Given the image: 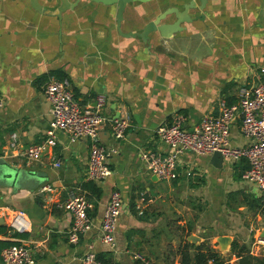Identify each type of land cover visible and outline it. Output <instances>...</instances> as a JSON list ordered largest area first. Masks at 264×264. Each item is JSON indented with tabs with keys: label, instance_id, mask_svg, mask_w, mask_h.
Masks as SVG:
<instances>
[{
	"label": "crops",
	"instance_id": "crops-1",
	"mask_svg": "<svg viewBox=\"0 0 264 264\" xmlns=\"http://www.w3.org/2000/svg\"><path fill=\"white\" fill-rule=\"evenodd\" d=\"M224 9L189 11L192 22L176 28L180 33L168 20L159 43L158 33L136 37L149 14L138 13L132 24L127 11L116 24L114 11H80V0H0V242L27 245L34 264H80L88 249L105 264H180L185 244L192 246L190 257L198 244L216 253V263L206 264H264V249L249 253L264 228V206L258 190L241 179L244 161L223 160L214 169L207 155L182 152L176 179L160 181L140 158L169 154L155 131L174 117L189 131L215 116L219 101L236 104L241 87L264 81V0H242L240 11L227 2ZM50 78L67 79L81 107L101 99L104 116L128 117L123 139L113 140L108 125L98 133L100 144L115 150L103 181L84 180L87 143L69 142L61 132L38 161L24 157L46 138L42 88ZM229 143L246 144L238 118ZM87 184L99 190V199ZM72 191L92 205L91 230L77 245L66 243L71 217L58 208ZM112 191L121 206L109 248L100 243L98 226Z\"/></svg>",
	"mask_w": 264,
	"mask_h": 264
},
{
	"label": "built area",
	"instance_id": "built-area-1",
	"mask_svg": "<svg viewBox=\"0 0 264 264\" xmlns=\"http://www.w3.org/2000/svg\"><path fill=\"white\" fill-rule=\"evenodd\" d=\"M260 72L263 73L264 70L261 69ZM42 94L49 106L46 138L42 143L28 147L24 157L28 161H38L42 152L55 146L56 133L61 132L69 142L87 143L84 177L86 182H101L109 177L111 172L106 166V159L115 153V150L102 146L98 133L108 125L113 140L123 139L129 127L128 117L124 115L110 119L104 116L101 99H96L94 107H81L74 100L70 84L65 78H50L43 85ZM236 118L239 119V131L246 141L243 147L238 148L231 147L229 143V128ZM182 121L181 117L176 116L169 124L156 129L155 136L170 152L161 158L154 153H142L140 158L148 173L160 181H173L177 177L176 161L180 153L209 156L217 152L222 160L230 163L245 161L247 169L241 174V179L258 190L264 206V81L254 86L241 87L237 93L236 104L228 105L223 100L219 101L216 115L204 116L189 131L182 127ZM14 139V135H11V149L15 145ZM53 166L57 167L58 163ZM41 191L47 192L49 188L43 187ZM120 206L119 194L116 191L110 192L98 226L99 241L109 248L114 246V232ZM58 208L71 217L69 229L65 234L66 243L77 245L80 238L91 230V219L88 216V212L92 210L91 203L80 192L72 191ZM260 248L264 249V239L256 237L250 243L249 253L255 255ZM132 258L144 262L139 254L133 255ZM79 260L80 264H105L89 249ZM0 264H34L32 250L23 243L10 245L1 250Z\"/></svg>",
	"mask_w": 264,
	"mask_h": 264
},
{
	"label": "flooded vegetation",
	"instance_id": "flooded-vegetation-1",
	"mask_svg": "<svg viewBox=\"0 0 264 264\" xmlns=\"http://www.w3.org/2000/svg\"><path fill=\"white\" fill-rule=\"evenodd\" d=\"M227 2H231L236 10L240 11L242 8V0H80V11H122L121 21L124 20V13L130 11L134 15L125 21L132 24H135L138 13H144L146 16L149 14L150 18L145 24L157 28L170 19V25H175V15L186 14L185 18L179 19L189 24L192 22L187 16L189 11H224ZM203 14L197 17L202 22L205 21ZM178 27L182 28V25L178 24ZM157 38L159 43L162 42L160 36Z\"/></svg>",
	"mask_w": 264,
	"mask_h": 264
},
{
	"label": "trees",
	"instance_id": "trees-1",
	"mask_svg": "<svg viewBox=\"0 0 264 264\" xmlns=\"http://www.w3.org/2000/svg\"><path fill=\"white\" fill-rule=\"evenodd\" d=\"M240 162H243V160H241ZM245 165H246V163H245ZM246 169H247V165H246ZM87 185H88V190L90 191V194L95 199H99V197H100L99 190L93 184H87ZM88 198H89V196H88ZM0 234H2V231H0ZM10 245H11V243L0 242V249H4ZM189 247L192 248V246H188L186 244L181 247V251H179V253H178L180 264H206L208 262L216 263V253H214L207 245L198 244L197 246H195L193 248L194 253H193L192 257H190L188 254ZM96 257L98 260H100V258H98V256H96Z\"/></svg>",
	"mask_w": 264,
	"mask_h": 264
},
{
	"label": "water",
	"instance_id": "water-1",
	"mask_svg": "<svg viewBox=\"0 0 264 264\" xmlns=\"http://www.w3.org/2000/svg\"><path fill=\"white\" fill-rule=\"evenodd\" d=\"M202 11H199V13H201ZM181 15H175L174 16V19L176 20V24L175 25H172V31L174 33H180L182 32V30H179V31H176V28H179L178 27V24L179 25H182V24H188L187 22L183 21V20H180ZM121 17H122V11H116L115 13V22L116 24L119 23L121 21ZM163 19V18H162ZM157 21V20H156ZM194 21H196L194 19ZM165 25H161L160 27H153L151 24H148V25H145L143 28H142V31L139 33V34H136V37L139 38L140 40L142 39H147L148 38V35L150 34H154V33H158V36L166 39L165 37H163V27ZM174 29V30H173ZM161 33V34H160ZM141 34V35H140ZM140 35V36H139ZM208 165L211 166L212 168L214 169H220L221 168V164H222V157L220 156L219 153L217 152H214L212 153L211 155L208 156ZM6 175H9L10 177V180H13L15 177L11 174H6ZM258 237L259 238H262L264 239V228L261 229L260 233L258 234ZM192 240V239H191ZM224 241V239H219V243H222Z\"/></svg>",
	"mask_w": 264,
	"mask_h": 264
}]
</instances>
